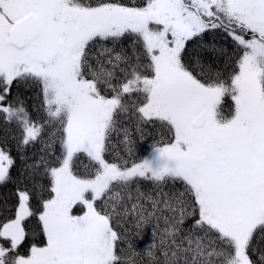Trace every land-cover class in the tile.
Listing matches in <instances>:
<instances>
[{
	"label": "snow or ice",
	"instance_id": "snow-or-ice-1",
	"mask_svg": "<svg viewBox=\"0 0 264 264\" xmlns=\"http://www.w3.org/2000/svg\"><path fill=\"white\" fill-rule=\"evenodd\" d=\"M0 264H264V0H0Z\"/></svg>",
	"mask_w": 264,
	"mask_h": 264
}]
</instances>
